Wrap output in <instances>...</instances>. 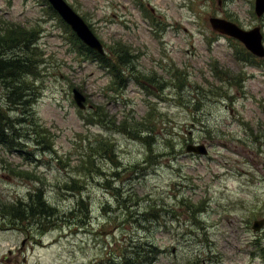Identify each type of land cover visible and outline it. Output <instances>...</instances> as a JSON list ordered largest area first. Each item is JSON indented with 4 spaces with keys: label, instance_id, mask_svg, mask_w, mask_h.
<instances>
[{
    "label": "rangeland",
    "instance_id": "rangeland-1",
    "mask_svg": "<svg viewBox=\"0 0 264 264\" xmlns=\"http://www.w3.org/2000/svg\"><path fill=\"white\" fill-rule=\"evenodd\" d=\"M64 1L107 51L131 48L129 75L112 84L47 0H0L6 26L39 28L44 61L32 107L11 111L26 114L22 144L0 143V201L41 189L54 208L16 223L0 212V264H106L146 240L153 264H264V229H252L264 217V57L245 61L210 23L264 33L255 0Z\"/></svg>",
    "mask_w": 264,
    "mask_h": 264
},
{
    "label": "trees",
    "instance_id": "trees-1",
    "mask_svg": "<svg viewBox=\"0 0 264 264\" xmlns=\"http://www.w3.org/2000/svg\"><path fill=\"white\" fill-rule=\"evenodd\" d=\"M2 21H0L1 23ZM9 24L6 26L4 22L0 25V83L4 86L3 93L5 101H0V143L8 146L22 144L21 137L23 135L22 124L26 122L25 112L11 115V111L19 109L26 110L32 107L34 100L35 80L41 77V65L43 64V53L37 45V39L40 34L39 28L27 27L21 24ZM68 27V26H67ZM28 28V29H27ZM29 28L30 31H29ZM33 31V32H31ZM128 46V45H127ZM17 48L16 51L7 49ZM131 48L126 47L123 43L114 46V56L104 57L89 49L91 57H95L101 62L105 68H109L117 77L114 83L120 85L125 79L122 74H127L126 65L132 61ZM245 61H250L253 56L247 54ZM135 67V66H134ZM123 71V73H122ZM129 75V73H128ZM149 78H153L150 76ZM155 82V79H150ZM159 84L160 81L158 82ZM35 126L40 127L37 121ZM136 127L137 137L147 141L152 136L150 132L155 131L150 121L138 122ZM140 131H146L145 135L138 134ZM136 198V197H133ZM54 208L50 206L44 199L41 189H36L29 194L28 201H17L16 203H4L0 201V212L4 217L9 218L12 222L38 218L43 215H50ZM125 256H115L110 258L106 264H153L155 257H158L160 249L152 241H134L132 245L126 247ZM131 250V251H128Z\"/></svg>",
    "mask_w": 264,
    "mask_h": 264
},
{
    "label": "water",
    "instance_id": "water-1",
    "mask_svg": "<svg viewBox=\"0 0 264 264\" xmlns=\"http://www.w3.org/2000/svg\"><path fill=\"white\" fill-rule=\"evenodd\" d=\"M52 4L59 10L63 18L71 24L74 30L79 32L80 37L89 45L102 51V45L99 40L93 35L89 28L85 25V22L63 1V0H50ZM256 11L259 15L264 13V0H256ZM74 13V14H73ZM79 17V18H78ZM213 27L221 32L228 33L240 38L247 47L259 56H264V46L262 42V33L260 27H256L252 30L246 31L240 28L238 25L229 22L225 19L213 17L210 19ZM76 102L83 107L85 98L77 90H74ZM187 150L190 152L207 153L205 144H190L187 146ZM264 226V218L256 220L254 222V230H259Z\"/></svg>",
    "mask_w": 264,
    "mask_h": 264
}]
</instances>
